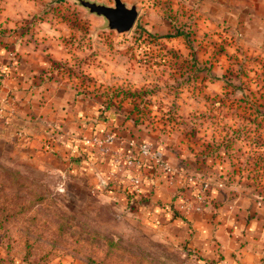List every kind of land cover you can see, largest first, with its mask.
<instances>
[{
	"label": "rangeland",
	"instance_id": "374dc122",
	"mask_svg": "<svg viewBox=\"0 0 264 264\" xmlns=\"http://www.w3.org/2000/svg\"><path fill=\"white\" fill-rule=\"evenodd\" d=\"M122 1L138 15L119 34L78 0H0V264H220L264 248V0ZM105 132L114 148L150 143L173 182L151 164L138 193L100 189L82 137ZM190 175L209 191L186 214Z\"/></svg>",
	"mask_w": 264,
	"mask_h": 264
},
{
	"label": "built area",
	"instance_id": "2783aa9c",
	"mask_svg": "<svg viewBox=\"0 0 264 264\" xmlns=\"http://www.w3.org/2000/svg\"><path fill=\"white\" fill-rule=\"evenodd\" d=\"M115 139L116 136L112 132H105L103 135L92 133L82 137L85 148H95L99 154L107 156L111 164L107 177L99 178L100 186L107 189L109 181L125 177L126 185L131 191L138 193L141 191L144 182V167L150 168L151 164L157 166V169L164 174L169 183L173 182L174 176L177 175V169L158 156L150 143L128 140L123 148H114ZM188 181L192 184H198L200 189L195 193L192 201L183 200L180 207L186 214L200 212L203 208L202 203L209 191V184L195 175L188 176ZM199 181L200 183H198Z\"/></svg>",
	"mask_w": 264,
	"mask_h": 264
},
{
	"label": "crops",
	"instance_id": "0c3cea01",
	"mask_svg": "<svg viewBox=\"0 0 264 264\" xmlns=\"http://www.w3.org/2000/svg\"><path fill=\"white\" fill-rule=\"evenodd\" d=\"M68 149H70V148L67 147L66 150H68ZM73 151H74V148H73ZM73 151H71V149H70L71 153H73ZM88 153L92 154L93 157H95L93 160H94V162L95 161L96 162H95V165L92 166L91 170L93 171V174H95V176L97 178V182L96 183H98V187L100 189L105 190V188L100 186L99 178L100 177H107V174H108V172H109V170L111 168V164L108 161H106L105 158L103 159L101 154H99V153H97V152H95L93 150H92V152H88ZM74 156L77 157L78 161L81 160V162L83 164H86V163L88 164V161L85 159V157H83L84 155H81V152L75 150L74 151ZM88 160H90V158H88ZM115 182H116V180H115ZM117 182L119 184L120 183L121 184L124 183L125 182V177H122ZM113 186H116V184L113 185ZM167 211H169L171 213V215L173 216V210L167 209ZM186 217H188V216H186ZM189 219H190V216H189ZM191 220H192V218H191ZM253 240L254 239L252 238V241ZM220 242H221L222 246H225L223 241H222V238H221ZM207 243H209V242L208 241H204V244H207ZM203 249L204 248H201L200 250L204 251ZM235 249H237L239 251V253H241V256H239V258H224V260L221 261L220 264H264V258L262 257L263 253H264L262 250L264 248H258L257 246L255 248H253V247L248 248V246H243V247H239L238 246V247H235ZM222 252H228V251H222Z\"/></svg>",
	"mask_w": 264,
	"mask_h": 264
},
{
	"label": "water",
	"instance_id": "95a60500",
	"mask_svg": "<svg viewBox=\"0 0 264 264\" xmlns=\"http://www.w3.org/2000/svg\"><path fill=\"white\" fill-rule=\"evenodd\" d=\"M78 1L82 6L88 8L91 13L104 17L108 27L119 34L130 31L138 15L136 2L128 6L122 0H113L114 5L111 6L87 0Z\"/></svg>",
	"mask_w": 264,
	"mask_h": 264
},
{
	"label": "trees",
	"instance_id": "16d2710c",
	"mask_svg": "<svg viewBox=\"0 0 264 264\" xmlns=\"http://www.w3.org/2000/svg\"><path fill=\"white\" fill-rule=\"evenodd\" d=\"M175 35H181V33L179 31H176ZM93 121H94V123H98L100 120H99V118H97L95 120L93 119Z\"/></svg>",
	"mask_w": 264,
	"mask_h": 264
}]
</instances>
